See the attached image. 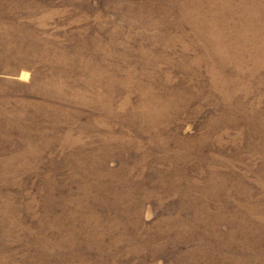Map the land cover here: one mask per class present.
Masks as SVG:
<instances>
[{
    "label": "rangeland",
    "instance_id": "obj_1",
    "mask_svg": "<svg viewBox=\"0 0 264 264\" xmlns=\"http://www.w3.org/2000/svg\"><path fill=\"white\" fill-rule=\"evenodd\" d=\"M0 264H264V0H0Z\"/></svg>",
    "mask_w": 264,
    "mask_h": 264
}]
</instances>
